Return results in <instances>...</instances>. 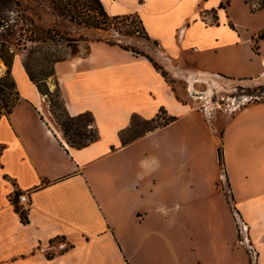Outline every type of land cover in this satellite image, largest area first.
Listing matches in <instances>:
<instances>
[{
    "label": "crops",
    "instance_id": "1",
    "mask_svg": "<svg viewBox=\"0 0 264 264\" xmlns=\"http://www.w3.org/2000/svg\"><path fill=\"white\" fill-rule=\"evenodd\" d=\"M100 1L111 16L137 15L152 58L189 86V76L194 88L217 76L264 78L260 0ZM24 58L15 55L11 72L20 101L0 112V264H230L236 251L250 264L231 208L264 264V100L224 118L219 134V117L179 98L148 57L90 41L54 65L67 112H91L99 134L76 148L49 120ZM161 110L173 120L123 141L133 116ZM219 141L233 207L219 184ZM17 191L27 194V222Z\"/></svg>",
    "mask_w": 264,
    "mask_h": 264
},
{
    "label": "rangeland",
    "instance_id": "2",
    "mask_svg": "<svg viewBox=\"0 0 264 264\" xmlns=\"http://www.w3.org/2000/svg\"><path fill=\"white\" fill-rule=\"evenodd\" d=\"M56 1L57 0H17L16 2L15 0V4L13 5L14 11L12 10L4 12L7 17L11 19V22H13V36H8L0 30V43L6 38L8 43L11 45V49L14 50L16 54H24V60L27 58V55L29 54L31 48L36 46L35 52L32 54V57L39 58L38 60L41 61L45 56L66 57L72 54L73 51H77V53H86L88 43L90 41H95L97 38L115 40L116 42H120L124 45H129L135 50L148 55H150L151 52L156 51L155 43L147 40L144 37L143 32H136L132 35H126L124 31L128 28V26H119L118 28H111L108 31L94 28L86 23L88 19H91L90 16L93 12H90L91 15L87 13L83 16H80L79 13L65 11L63 12L58 9ZM246 1L251 4V7L257 6L255 5V3H253L254 0ZM260 2L261 4H264V0H260ZM69 13L73 16H71ZM27 18H31L30 20L34 21L33 26L30 24ZM32 27H35V35L37 34L38 37H40V40L38 42L25 40L18 42L17 39L22 29H31ZM136 28L140 30L139 26H137ZM42 30H44V32ZM48 30L49 35L46 33ZM28 34L30 35V33ZM67 39L71 40L70 45ZM24 42H26V46H24ZM0 61L5 63L4 59L1 56ZM2 62L0 63V66H2ZM32 62L31 67L35 72L43 65L39 63V61L35 63ZM35 64H37L36 67ZM44 65L46 66V69H48V67L50 66L46 62L44 63ZM6 72L7 68L3 73H0V79L6 75ZM167 77L169 79L170 85L175 90L179 98H181L183 101L192 102V104L197 108V111H200V109L204 110V112L210 119L219 117L220 120L216 121L219 134L224 126V118L235 113L237 110H239L249 102L264 100V78L256 80H229L226 77L217 76L216 79H213V82L211 80L205 82H195L194 88L192 83L191 86H189V83L185 78H173L168 72ZM48 86L50 93L47 98H52L54 102H57L58 106L54 107V111L58 117L63 119L61 100L59 96H56L52 93L56 89L54 78H50L48 80ZM197 90L201 92H197ZM203 92V95H199ZM49 108H51L50 104ZM48 118L53 126H58L60 128V125L57 123L53 113ZM88 119V117L85 118V120ZM166 120L167 117L162 112L159 114L158 119L154 121L147 122L140 117L135 118L132 127L129 128L125 133H123V141L126 142L133 140L134 138L142 135L146 129L159 124H164ZM73 132L74 127L71 130V134ZM62 136L64 138L63 132ZM218 147H221L220 141ZM220 169V188H222L227 194L229 203L231 207H233L234 203L230 197V189L226 182L222 165ZM234 214L237 216L236 212ZM234 223L238 240V227L235 220ZM250 244L252 247H249L247 244L242 246L240 241H238V246L244 248L248 253L250 264H257V249L254 247L251 240ZM236 252L238 254L230 264H246V260L243 259L246 258L245 255H243L240 251Z\"/></svg>",
    "mask_w": 264,
    "mask_h": 264
},
{
    "label": "trees",
    "instance_id": "3",
    "mask_svg": "<svg viewBox=\"0 0 264 264\" xmlns=\"http://www.w3.org/2000/svg\"><path fill=\"white\" fill-rule=\"evenodd\" d=\"M14 4H15V0H0V30L1 32H4L8 36H13V32H12L13 22H11V19L7 17V15L4 12L12 11ZM56 4H57L58 9L63 12L65 11V12L79 13L80 16L86 15L87 13L91 15L90 12H93L92 15L90 16L91 19H88L86 23L91 25L94 28L108 31L111 28H118L119 26H124V27L128 26V28L125 29L124 31L126 35H132L136 32H139V33L143 32L144 37L150 41L149 36L145 30V27L141 19L137 15L111 16L105 11L100 0H88V1L86 0H57ZM70 15L73 16L72 14ZM30 19L31 18H27V20L33 26L34 21ZM137 26H139L140 30L136 28ZM42 31L44 32V30ZM28 33H30V35ZM35 33H36L35 27H32L31 29L30 28L22 29V31L19 33V37L17 40L18 42H21L22 40L38 42L40 40V37H38L37 34L35 35ZM46 33L49 35V30ZM263 36H264V32L260 34V37H263ZM5 39L0 43V56L4 59L7 65L6 75L0 79V112L5 113V114H10L14 106L19 101L20 96H19L18 90L16 89V83L11 73L13 61H14V57L16 53L14 50L11 49V45L8 43L7 39L6 40ZM67 40L69 41V45H70L71 40L70 39H67ZM95 41H105L108 44L119 45L120 47L124 49L133 51L134 53L145 55L153 62L155 67L158 70H160L163 76L169 81L167 77V71L164 70L163 67L160 66L150 55L145 54L143 52H139L135 50L133 47H130L129 45H124L120 42H116L115 40L97 38ZM24 46H26V42H24ZM35 49H36V46L31 48L23 64H24L25 70L28 73L30 79L37 85L41 94L46 96V99L49 102L50 107H51L50 110L55 116L56 121L60 125V128L63 132L64 139L70 146L76 147V148H83L89 145L90 143L96 141L99 138V134H98L97 128L94 125V117L92 113L85 112V113H81L75 116H71L67 112V109L65 107L64 100L61 95L59 83L55 76L54 65L57 61H60L66 58L67 56L66 57H60V56L47 57L45 56L41 61V60H38L39 58L32 57V54L35 52ZM76 53L77 51L76 52L73 51L72 54H76ZM37 61H39V63L43 65L39 69H37V71L35 72L31 67V62L35 63ZM45 62L48 65H50L48 69L45 68L46 67L44 65ZM36 66L37 64H35V67ZM50 78H54V82L56 84V89L52 93L55 94L56 96H59L61 100L63 119L58 117L54 111V107L58 106L57 102H54L52 98H49V99L47 98V96L50 93L49 86H48V80ZM161 112L164 113L163 110H161ZM86 117H88L89 119L85 120ZM158 117L152 120H145V121L147 122L154 121L158 119ZM135 118H138V117L137 116L132 117V124ZM171 120H173L172 117L167 118L164 124H168ZM132 124H131V127H132ZM164 124H159L154 127L148 128L145 130L144 133L160 125H164ZM73 127H74V132L71 134V130ZM218 154H219L220 164L222 165L223 164L222 147H218ZM20 194L21 192L17 191L14 197L12 198V201L15 205V209L17 210V212H19L22 221L27 222L28 221L27 210L19 205L18 197Z\"/></svg>",
    "mask_w": 264,
    "mask_h": 264
},
{
    "label": "built area",
    "instance_id": "4",
    "mask_svg": "<svg viewBox=\"0 0 264 264\" xmlns=\"http://www.w3.org/2000/svg\"><path fill=\"white\" fill-rule=\"evenodd\" d=\"M43 99L45 100L46 96H43ZM18 200L19 202H28L27 194L21 193L18 197ZM232 210H233L235 222L237 223V227H238V241H240L242 246L247 244L249 247H252L248 236L249 225L239 216L236 210L234 209ZM234 211L237 213V216L234 214L235 213Z\"/></svg>",
    "mask_w": 264,
    "mask_h": 264
},
{
    "label": "bare ground",
    "instance_id": "5",
    "mask_svg": "<svg viewBox=\"0 0 264 264\" xmlns=\"http://www.w3.org/2000/svg\"><path fill=\"white\" fill-rule=\"evenodd\" d=\"M0 63H1V61H0ZM188 79H189L190 82L192 83V81H193V77H192V76H189Z\"/></svg>",
    "mask_w": 264,
    "mask_h": 264
}]
</instances>
